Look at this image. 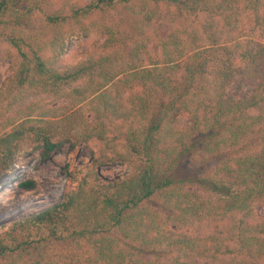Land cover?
Here are the masks:
<instances>
[{
	"label": "trees",
	"instance_id": "obj_1",
	"mask_svg": "<svg viewBox=\"0 0 264 264\" xmlns=\"http://www.w3.org/2000/svg\"><path fill=\"white\" fill-rule=\"evenodd\" d=\"M5 62L0 176L95 148L0 264H264V0H0Z\"/></svg>",
	"mask_w": 264,
	"mask_h": 264
},
{
	"label": "rangeland",
	"instance_id": "obj_2",
	"mask_svg": "<svg viewBox=\"0 0 264 264\" xmlns=\"http://www.w3.org/2000/svg\"><path fill=\"white\" fill-rule=\"evenodd\" d=\"M92 41V36L74 39L69 43L67 52H80ZM7 75L8 62H5L0 66V81ZM94 148L93 143L87 142L80 143L76 150L72 151L69 144H65L47 159H42L39 153L17 159L9 170L0 176V224L10 223L58 201L66 184L65 170H69L74 176L79 175L83 167L89 164L91 150ZM212 163L213 161L201 168H208ZM187 168L189 169L190 166L188 165ZM100 172L105 179H112L122 174L123 168L116 164L106 165L100 168ZM26 179H33L36 182L34 189L24 191L19 187L18 184ZM262 210V208L257 209L259 214Z\"/></svg>",
	"mask_w": 264,
	"mask_h": 264
}]
</instances>
